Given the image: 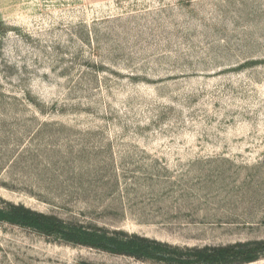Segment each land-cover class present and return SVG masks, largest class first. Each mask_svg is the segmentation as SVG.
Instances as JSON below:
<instances>
[{"label": "rangeland", "instance_id": "rangeland-1", "mask_svg": "<svg viewBox=\"0 0 264 264\" xmlns=\"http://www.w3.org/2000/svg\"><path fill=\"white\" fill-rule=\"evenodd\" d=\"M1 200L180 248L264 241V0H0ZM0 264L162 263L0 222Z\"/></svg>", "mask_w": 264, "mask_h": 264}, {"label": "trees", "instance_id": "trees-1", "mask_svg": "<svg viewBox=\"0 0 264 264\" xmlns=\"http://www.w3.org/2000/svg\"><path fill=\"white\" fill-rule=\"evenodd\" d=\"M0 222L34 230L48 238L141 261L162 264H251L264 258V241L219 247L180 248L122 231L64 221L21 204L0 201Z\"/></svg>", "mask_w": 264, "mask_h": 264}]
</instances>
